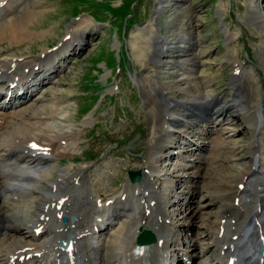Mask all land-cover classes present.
Segmentation results:
<instances>
[{
    "label": "bare ground",
    "instance_id": "bare-ground-1",
    "mask_svg": "<svg viewBox=\"0 0 264 264\" xmlns=\"http://www.w3.org/2000/svg\"><path fill=\"white\" fill-rule=\"evenodd\" d=\"M19 1L0 0V20L5 19L0 22V40L7 37L21 43L34 32L30 30V24L38 10L30 3L31 7L26 11L12 15ZM167 3L166 0L156 1L158 24V16L163 9L161 5ZM254 16L259 27L264 28V13ZM82 33L72 34L70 40L62 43L63 49L61 45L56 51L38 55L34 60L19 63L14 58L0 59V96L6 98L0 109L12 110L20 106L14 111L0 113V136L4 131L0 141V253H3L4 259L0 264H264V150L260 139L264 134V120L259 114L257 118L260 106L258 108L255 104L254 83L242 82V72L238 71L239 66L234 61L230 62L233 74L228 94H210L205 89L209 87L207 84L204 85L203 94L198 89L191 94V86L182 81V86L174 87L173 82L186 78H181L182 74L196 71L193 66L195 62H191V67L184 66L171 73L173 78L169 81L159 83L157 80L158 83L156 81L151 88L141 85L142 102L148 116V136L143 154L145 161L142 165L144 171L138 183L129 182L126 189L123 186L118 191L122 193L125 189L124 193H116L112 197L94 195L95 191L91 188L94 185H87L89 169H82L72 177L67 170H62L50 179L48 166L66 154L59 148L71 140L79 142L82 133L59 131L58 117L63 115L60 110L64 107L62 100L41 104L33 111L30 110L32 107H23L34 104L36 99L40 100L31 99L35 92L47 82L50 83L51 80H47L59 72L62 64L61 61L56 64V57L64 47V59L70 56L67 54H71L70 50L74 47H79V50L83 47L85 43L80 42L84 37ZM176 39L175 43H168L161 36L154 38L153 60H156L157 66H160V58L166 53L163 49L171 45L178 48L179 59H184L185 63L191 61L188 59L190 50L185 48L192 45V41L185 37ZM71 44H74L73 48H70ZM261 52L264 59V49ZM43 70L45 73L38 77ZM202 77L198 76V79ZM56 93L59 91L51 94ZM182 94L186 99L179 100ZM27 113L28 118L39 119L34 122L26 120L23 116ZM236 117L241 123L233 126L247 130L252 135L250 138L253 137L247 146L238 147L239 139L232 136V132L238 131L231 122ZM10 125L12 129L6 131ZM167 138L169 142L162 145ZM233 150H237V153H233ZM241 150L244 153L240 154ZM186 153L194 155V160ZM166 154V166L172 168L160 169L157 161ZM173 157L183 163H176ZM185 159L196 162L191 164ZM232 160H247L250 165L241 163L242 166L236 169V166L229 165ZM207 164L208 168H205ZM200 165L204 166V171L207 170L204 174L208 175L209 180L201 188L198 185L203 176ZM193 166L196 169L185 170ZM176 169L181 170L178 174L181 178L172 185L173 180L170 183L169 176ZM164 174L168 176L165 181ZM155 185L159 192L154 189ZM212 185L216 189L207 190L206 195L214 203L208 204L217 211L208 210L207 217H204L205 225L201 230L196 228V234L187 232L193 237V242L182 251L178 246L183 245L188 236L182 231V228L187 230L183 225L192 223L198 213L185 211L182 218L188 219L182 222L169 207L176 209L172 204L177 197L179 200L186 197L187 205L196 194ZM170 188L172 191L169 193ZM174 193L175 198L172 196ZM122 195L123 198L120 197ZM164 199L167 201L165 207ZM36 205L38 211H35V215L32 209ZM9 207L14 214H21L24 218L32 216L22 224L25 231L9 225ZM64 216L66 222L61 221ZM210 216H214L215 221H212V227L206 228ZM117 222L122 223L121 227L115 228L117 230L107 234L108 238L101 240L108 227ZM141 228L152 231L156 240L137 249L136 235ZM8 229L15 232L11 234L7 232ZM199 233L201 237H198ZM61 240L68 242L66 249L61 248ZM193 245L196 249L200 247L201 251L211 247L213 252L206 250L211 254V257L208 255L211 260L200 257V253L196 252L195 258Z\"/></svg>",
    "mask_w": 264,
    "mask_h": 264
},
{
    "label": "rangeland",
    "instance_id": "rangeland-1",
    "mask_svg": "<svg viewBox=\"0 0 264 264\" xmlns=\"http://www.w3.org/2000/svg\"><path fill=\"white\" fill-rule=\"evenodd\" d=\"M156 1L20 0L16 5V10L12 15L21 14L20 12L23 13L31 6L38 10L30 24V30L32 29L34 32L23 39L21 43L11 41L7 37L0 40V59L14 58L17 62L24 63L34 60L38 55L50 53L60 47L65 40H70L72 34L76 32L77 34L83 32L82 36H84L83 41L80 42L85 44L80 50L79 47L76 48L74 44H71L70 48H74L72 51L70 50L71 54L66 52L68 56L70 55L68 58L64 59L65 47L57 55L56 64L60 61L62 64L59 72L54 74L52 79L47 80H51L50 83L47 82L39 91L35 92L31 99L40 98V100L36 99L34 104L29 103L23 107H32L30 110L33 111L41 104L62 100L61 103L64 107L60 110V114L63 115L58 117L59 124H57L60 128L59 131L82 133L79 142L71 140L72 142L69 141L59 148L66 154L48 166L50 179L62 170H67L69 176L72 177L82 169H89L87 185H94L91 187L95 191L94 195L112 197L116 193H124L126 185L129 183L127 181H130L127 177L128 170H139L141 175L144 171L142 165L145 161L143 154L148 136V116L142 102L143 88L141 85L145 84L151 88L157 80L160 81L159 83L169 81L173 78L171 73L184 66L190 65L191 67V62H195L193 66L196 71L194 70L193 74H182L181 78H186L173 82L174 87L182 86L180 85V81H182L189 87L191 86V94H194V89H198L203 94L204 85L207 84L209 87L205 89L210 91V94L220 92L228 94L229 82L233 74L230 62L234 61V64L239 66L238 71L242 72V82L252 81L254 83L255 104L258 105V108L260 106L257 118L259 114L264 120V59L261 52L264 49V28H260L254 20V15L260 12L264 13V0H166L168 3L161 5L163 9L158 16L160 25L155 14ZM4 20L1 19L0 22ZM157 36H161L168 43H175L176 38L179 37L190 39L192 45L185 49L190 50L188 59L191 61L185 63L184 59H179L178 48L171 45L163 49L166 53L164 57L160 58V66H157L156 60H153L155 49L153 43ZM177 45L181 44L177 43ZM183 49L181 48V50ZM55 51L51 54H54ZM31 65L33 66V63ZM158 71L159 73H157ZM44 73L45 70L41 71L38 73V77ZM198 76H203L202 79L199 78L200 82L197 81L199 80ZM137 80L141 83L138 84ZM196 84L199 85L197 88ZM50 91H59V93L54 95ZM178 98L179 100L186 99L185 94L179 95ZM5 100L3 96H0V106ZM31 100L29 102H32ZM19 108L20 106L4 111L7 113ZM4 111L0 109V113ZM28 115L29 113L25 114L23 118L32 122L39 119L28 118ZM237 120V117L231 119L232 126L241 123V120L240 122ZM11 127L13 126L10 125L6 131L11 130ZM233 127L236 131L238 128L237 132H232V136L239 139L238 147L239 145L247 146L250 141H253V137L250 138L252 135L247 130ZM262 130H264V126ZM3 132L0 141L3 138ZM259 136L260 134L258 139ZM260 139L264 150V134L260 136ZM167 142H169V138L162 142V145ZM175 149L177 151V148ZM243 151L241 150L239 153L242 154ZM232 152L237 153V150ZM186 156L194 160V155L186 153ZM186 159L185 162H188L189 160L186 161ZM193 160L188 163L196 162ZM167 162L168 154L164 158H160L157 164L160 169H171L172 166H166ZM175 162L183 163L176 159ZM241 163L246 166L250 165L247 160L240 162L232 160L230 164H227L239 169L242 166ZM192 168L195 167L185 170H193ZM200 168L203 176L200 177L198 185L201 188L209 180L208 175L204 174L207 170L204 171L203 165H200ZM205 168H208V164ZM180 172V169H176L169 176L170 183L173 180L172 185L174 182H178L176 181L178 178H181L178 175ZM162 176H165L164 181L168 177L167 174ZM71 177L70 182H72ZM123 186H125L123 192L118 193ZM155 188L157 192L160 191L157 185L154 186ZM208 188H204L203 192L196 194L190 202H187V205L185 204L186 197L185 200H179L178 197L175 198V193L172 195L177 200L172 204L176 209L173 210L170 207L169 209L179 217V221L187 222L188 218H182L187 210L198 213L197 217L192 220L193 225H191L192 223L183 225L187 228V230L182 228L186 234L191 231L194 235L196 228L203 229L204 217H207L208 210L217 211L211 204H208L213 202L206 195L207 190L212 191L216 187L212 185L211 188ZM171 191L170 188L169 193ZM120 197L123 198L124 195ZM165 199L163 200L164 207L167 206ZM9 209L7 218L9 225H14L25 231L22 224L24 220H30L32 216L24 218L21 214H14L11 207ZM35 211H38V205L33 206L34 214ZM190 215L191 213L188 214V216ZM208 219L206 228L212 227L215 217L210 216ZM121 224L117 222V224L110 225L104 232L105 237H101V240L108 238L107 234L113 233L121 227ZM7 232L12 234L15 231L8 229ZM201 233L203 232L201 231ZM201 233L197 234L198 237H201ZM187 235L184 244L178 246L182 251L183 248H189L188 246L193 242V237L190 234ZM199 248L196 249L193 245L192 253H200V257L211 260L208 257V255L211 257V254L206 251L211 247L201 248L205 251H201ZM194 249L196 250L194 251ZM211 250L213 252V249ZM196 253L193 255L195 258L197 257ZM202 258L201 260H204ZM3 259V253H0V262ZM193 263L199 264L198 262Z\"/></svg>",
    "mask_w": 264,
    "mask_h": 264
},
{
    "label": "water",
    "instance_id": "water-1",
    "mask_svg": "<svg viewBox=\"0 0 264 264\" xmlns=\"http://www.w3.org/2000/svg\"><path fill=\"white\" fill-rule=\"evenodd\" d=\"M129 176L132 181L140 179V172L139 171H130ZM155 241L154 235L148 231L141 229L138 235L137 243L138 244H149ZM63 245H66V243L62 242Z\"/></svg>",
    "mask_w": 264,
    "mask_h": 264
}]
</instances>
